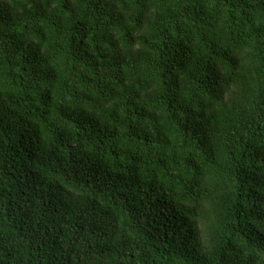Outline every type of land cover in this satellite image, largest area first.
Instances as JSON below:
<instances>
[{"label":"trees","instance_id":"obj_1","mask_svg":"<svg viewBox=\"0 0 264 264\" xmlns=\"http://www.w3.org/2000/svg\"><path fill=\"white\" fill-rule=\"evenodd\" d=\"M0 264H264V0H0Z\"/></svg>","mask_w":264,"mask_h":264}]
</instances>
